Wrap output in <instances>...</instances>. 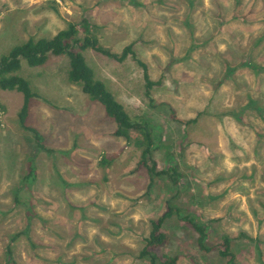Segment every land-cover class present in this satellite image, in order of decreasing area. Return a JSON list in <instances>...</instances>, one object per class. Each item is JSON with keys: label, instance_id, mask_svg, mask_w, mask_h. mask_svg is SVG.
<instances>
[{"label": "rangeland", "instance_id": "rangeland-1", "mask_svg": "<svg viewBox=\"0 0 264 264\" xmlns=\"http://www.w3.org/2000/svg\"><path fill=\"white\" fill-rule=\"evenodd\" d=\"M83 19L112 52L135 44L160 82L148 96L135 59L85 52L131 116L158 127L159 170L176 165L181 184L160 176L150 185L147 169L136 170L140 149L69 82L67 56L23 61L19 74L39 95L27 123L53 153L20 128L23 95L0 89V264L19 234L9 264H149L139 254L150 223L174 197L210 226V247L229 235L238 264H264V71L245 65L264 67V0H0V57ZM172 109L197 120L176 122ZM31 159L35 179L26 182ZM164 231L178 264H226L216 250L201 252L177 218Z\"/></svg>", "mask_w": 264, "mask_h": 264}, {"label": "trees", "instance_id": "trees-1", "mask_svg": "<svg viewBox=\"0 0 264 264\" xmlns=\"http://www.w3.org/2000/svg\"><path fill=\"white\" fill-rule=\"evenodd\" d=\"M99 29L98 25L83 19L77 23H69L65 29L60 30L51 38H30L23 43L15 45L0 57V89L3 91H16L23 95L24 102L18 113L20 128L32 134L39 152L53 153L52 150L46 147L45 138L39 130L27 123L31 101L39 97V95L33 91L30 82L21 76L19 72L22 69L23 61L30 67H39L44 65L52 56H67L70 61L69 82L79 86L84 94L88 95L93 101L103 105L106 115L116 124L114 132L116 137L125 139L127 143H134L140 149V160L136 170L147 169L151 178L150 185H153L155 178L166 176L174 185L179 186L181 184V174L178 167L169 165L166 169L159 170V163L155 159V153L162 150L165 146L158 127L144 117L131 116L105 82L97 77L95 70L86 59L85 52L90 50L119 63L125 62L129 57L135 59L144 70L145 87L148 96L151 95V91L160 82L151 79L147 64L137 57L134 49L135 44L124 47L120 53L112 52L101 43L98 36ZM245 65L264 71V67L247 63ZM171 117L174 121L187 125L195 123L197 120L185 122L177 116L174 109H172ZM135 134L137 135L134 136ZM35 172L34 159H31L29 173L24 181H33ZM16 198L19 199L18 194ZM175 199L176 197L169 199L166 202L164 212L151 221V231L145 239V246L141 250L139 258L148 260L149 264L179 263V256L171 255L167 252L171 238L164 231L166 223L175 217L197 233V245L201 252L209 253L216 250L219 256L226 260V264H238L233 251V243L236 238L224 235L216 246L210 247L208 244L210 226L202 220L200 215L177 204ZM19 237L20 234L16 235L7 248V264L13 262V243ZM239 237L253 240L247 234H240Z\"/></svg>", "mask_w": 264, "mask_h": 264}]
</instances>
